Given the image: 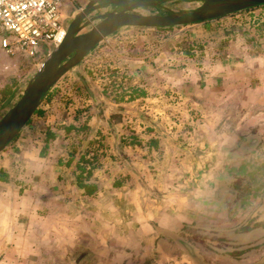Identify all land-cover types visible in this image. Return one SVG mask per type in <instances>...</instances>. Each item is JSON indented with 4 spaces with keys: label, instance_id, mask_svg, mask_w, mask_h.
<instances>
[{
    "label": "crops",
    "instance_id": "1",
    "mask_svg": "<svg viewBox=\"0 0 264 264\" xmlns=\"http://www.w3.org/2000/svg\"><path fill=\"white\" fill-rule=\"evenodd\" d=\"M176 1L183 0L171 3ZM89 2L91 0H69L64 12L65 27ZM169 3L159 8L168 11L167 14L183 10H174ZM174 29L200 33L204 38L200 45L203 51L195 50L194 57L208 56L204 57L203 66L196 69L195 73L200 76L196 78L212 80L207 71L216 69L221 57L229 66H242L245 80L256 87L258 92L248 95L255 97L259 111L256 117L250 116L244 123L243 133L256 134L259 142L249 155L241 157V163H256L254 160H259L264 151V5L166 32ZM188 47L177 45L169 49L173 54H170L171 59L183 60L176 64L182 76L192 60L185 59L192 54ZM222 53L224 57L220 56ZM138 57L119 55L117 68L122 67L124 59L125 64L136 65L135 69L148 66L150 75H143L144 80H170L163 72H158L169 69L165 63L157 66L146 57ZM234 61L239 62L233 64ZM80 66L85 68V61L71 71L79 70ZM67 75L69 72L63 79ZM159 76L161 78L156 79ZM133 80H142L138 78V71ZM181 80L183 83L184 79ZM226 80L233 79L226 77ZM73 86L72 80L58 82L46 94L29 124L0 153V264H124L137 260L142 250L151 254L141 256V263L165 261L168 258L161 247L168 242L177 248L185 244L174 238L197 222L192 218L200 212L201 206L222 208L209 202L207 194L224 178L217 166L211 167L215 164L211 160L206 163L204 173L193 171L186 176L179 171L173 174L170 167L164 171V162L168 163L169 159L165 158L167 148L161 146V142L150 140L154 136L142 145L125 141L120 129L104 125L110 117L102 116L89 104L99 101L100 95L65 93ZM107 100L110 102L109 98ZM80 126L86 130H79ZM105 133H108L104 138L106 142L99 141ZM157 144L159 147H155ZM94 154L97 155L94 157ZM93 159L94 165L90 163ZM233 163L234 160L228 162L226 167L227 180H235L233 174L237 169L233 168ZM143 165L146 170L141 172ZM81 167L86 168L84 173ZM89 170L90 175H87ZM240 176L244 174L238 172L235 178ZM186 201H189L188 207ZM260 228L263 226L252 230ZM181 248L184 249L182 245ZM263 259L264 254L260 255L258 263ZM132 262L128 264H136Z\"/></svg>",
    "mask_w": 264,
    "mask_h": 264
},
{
    "label": "rangeland",
    "instance_id": "2",
    "mask_svg": "<svg viewBox=\"0 0 264 264\" xmlns=\"http://www.w3.org/2000/svg\"><path fill=\"white\" fill-rule=\"evenodd\" d=\"M169 2L174 10L191 11L201 5L200 2L187 0ZM111 10L114 9L104 13ZM137 12L143 15H166L168 11L155 7L139 9ZM168 29L171 28H122L107 37L82 61H85V68L80 66L79 70L69 71V75L61 79L74 82V88L70 87L65 93L99 94L101 99L89 104L95 106L102 116L110 117L107 122L104 121V125L107 127L110 124L120 129L125 141L142 145L147 138L154 136L150 140H157L158 143L161 142V146L167 148L165 158L169 160L168 163L164 162V171L170 167L173 174L179 171L184 172L186 176L191 175L193 171L204 173L207 170L206 163L211 160L215 163L211 167L217 166L221 176L228 178V153L232 151L231 148L240 138V134H244V123L249 121L250 116L256 117L259 111L255 97L252 98L248 94L258 91L251 85L250 80H245L242 66H229L222 62L221 57L218 58V67L207 71L212 80H199L200 76L195 71L203 66L204 57L208 55L195 58L197 53L194 51H203L200 45L204 38L199 36L200 33L180 32L178 29L166 32ZM138 31L148 33L137 35L135 32ZM207 44L205 42V45ZM177 45L189 46L187 49L192 53L185 58L188 61L192 59L185 76H182L178 72L179 67H176V64H181L183 60L170 58V54H173L169 49ZM129 54L137 55L138 58L146 57L150 63L157 66L161 62L165 63L169 69L158 72H163L162 74L167 75L170 80H144L143 75L146 77L149 74L148 66L142 65L135 69L136 65L131 66L129 62L125 64L124 59L122 67L117 68V57ZM222 54L220 56L224 57V53ZM46 58L37 66H31L8 56L0 47V119L19 100L25 86ZM238 62L234 61L233 64ZM137 71L138 78L142 80H133ZM226 77L233 80H226ZM158 78L161 77L156 79ZM181 79H184L183 83ZM10 94L12 100L7 102ZM140 97L143 99H139ZM7 103L9 104L6 107ZM115 128V131L118 130ZM106 136L108 133L100 136L98 140L104 141ZM259 157L262 161L257 158L259 160H254L256 163L246 165L241 163L242 158L235 156L233 168L237 169V174L239 172L244 176H240L239 182L228 180V185L223 186L226 192H230L231 188L235 190L236 185L244 188L246 197L236 203L235 207L241 206L239 204L242 202L243 208L239 207L237 211L231 212L227 211V208L216 210L213 206H201L200 212H196L192 218L197 222L188 225L179 237L177 234L174 238H179L187 248L184 250L181 245L177 248L171 242L163 244L161 250L166 253L168 259L158 262L159 264H178L177 261L179 264L258 263V258L264 254V151ZM143 167L141 172L146 170V166ZM253 171L255 175L251 174ZM220 183L221 181L215 185ZM223 194L221 193V196ZM216 195L220 196L219 193ZM188 203L189 201H186L187 207ZM250 226L263 228L251 230V233L246 234V228ZM149 254L150 251L142 250L138 261L129 260L125 263L145 264L139 259ZM260 262L264 264V259Z\"/></svg>",
    "mask_w": 264,
    "mask_h": 264
},
{
    "label": "water",
    "instance_id": "3",
    "mask_svg": "<svg viewBox=\"0 0 264 264\" xmlns=\"http://www.w3.org/2000/svg\"><path fill=\"white\" fill-rule=\"evenodd\" d=\"M169 1L173 0H91L68 26L63 42L38 67L19 100L0 119V153L29 124L46 94L69 71L80 65L99 43L120 29L181 27L264 5V0H187L201 5L191 11H174L166 15L137 12L142 8L161 7ZM106 7H113L114 11L95 14Z\"/></svg>",
    "mask_w": 264,
    "mask_h": 264
},
{
    "label": "built area",
    "instance_id": "4",
    "mask_svg": "<svg viewBox=\"0 0 264 264\" xmlns=\"http://www.w3.org/2000/svg\"><path fill=\"white\" fill-rule=\"evenodd\" d=\"M69 0H0V47L18 62L37 66L64 40Z\"/></svg>",
    "mask_w": 264,
    "mask_h": 264
},
{
    "label": "trees",
    "instance_id": "5",
    "mask_svg": "<svg viewBox=\"0 0 264 264\" xmlns=\"http://www.w3.org/2000/svg\"><path fill=\"white\" fill-rule=\"evenodd\" d=\"M79 130L83 131V130H86V128L84 126H80ZM98 144H100V142ZM246 146L247 145H242L241 142H239L237 144L238 154H240L242 156L249 155L250 151L253 150V149H247ZM155 147H157V146H155ZM96 155L97 154H94L93 156L95 157ZM87 163L88 162L84 161V164H87ZM90 163H93V165H94V159ZM90 170L86 172L87 175H90ZM80 171H81V173H84L86 171V168L85 167H81ZM227 179L228 178H224L223 180H221V183H220V185L217 186V188L215 187V185H213L212 188H210V190H209V192L207 194V198H208L207 200L209 202H212V203H215V204L221 206L222 208H227V211L229 210L231 212H234L235 210L237 211L239 209V207H242V202H241L239 204L241 206L235 208L236 207V203H238V202H240V201L245 199V197H246L245 196V192L246 191L241 186L236 185V189L235 190L233 188H231L232 190H230V192H228V191L226 192L225 189L223 190V188H224L223 186H227L228 185L227 184V181H228ZM233 179H235V180L237 179L236 181H238V182H239V179L241 180L240 177L233 178ZM87 190L89 191V193L92 192L91 188H87ZM216 193H219L220 196L217 197ZM221 193H224V194L221 196ZM253 228H255V227L250 226V227H247L246 230L247 231H251ZM181 245L184 247V250L187 248L185 244H181ZM145 264H147V263H145ZM258 264H263V263L260 262Z\"/></svg>",
    "mask_w": 264,
    "mask_h": 264
},
{
    "label": "flooded vegetation",
    "instance_id": "6",
    "mask_svg": "<svg viewBox=\"0 0 264 264\" xmlns=\"http://www.w3.org/2000/svg\"><path fill=\"white\" fill-rule=\"evenodd\" d=\"M240 138H238V140L236 141V144L234 145V147L231 148L232 151H230L228 153V158L227 160L229 162L233 161L235 156L236 158H241L243 157L242 155L238 154V151H237V144L239 142H241L242 145H247L246 148L247 149H252L253 147H255L258 142H259V137L256 135V134H251V133H248V134H240L239 136ZM242 138V139H241ZM246 156V155H245ZM234 175V178L236 177V175H238L237 173L233 174ZM220 185V184H219Z\"/></svg>",
    "mask_w": 264,
    "mask_h": 264
},
{
    "label": "bare ground",
    "instance_id": "7",
    "mask_svg": "<svg viewBox=\"0 0 264 264\" xmlns=\"http://www.w3.org/2000/svg\"><path fill=\"white\" fill-rule=\"evenodd\" d=\"M9 110V109H8Z\"/></svg>",
    "mask_w": 264,
    "mask_h": 264
}]
</instances>
